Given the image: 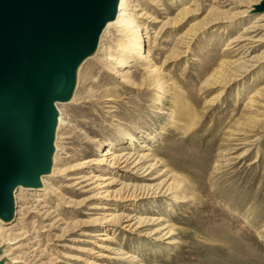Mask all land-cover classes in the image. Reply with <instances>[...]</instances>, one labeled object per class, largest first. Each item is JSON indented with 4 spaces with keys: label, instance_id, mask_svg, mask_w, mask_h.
I'll return each instance as SVG.
<instances>
[{
    "label": "rangeland",
    "instance_id": "374dc122",
    "mask_svg": "<svg viewBox=\"0 0 264 264\" xmlns=\"http://www.w3.org/2000/svg\"><path fill=\"white\" fill-rule=\"evenodd\" d=\"M138 1L155 18L144 47L152 50V64L166 75V93L154 85L152 64L135 62L116 73L99 55L88 59L79 71L75 100L58 105L68 124L57 133L60 151L55 157L58 153V166L66 171L99 157L110 142L116 150H126L134 137L135 146L144 151L152 147L163 161L153 175L163 170L158 182L169 180L173 190L91 210L101 200L78 204L92 193L65 188L68 177L59 174L53 184L56 197L42 216L33 208L30 191L20 195L28 212L24 228L7 241L10 264H131L133 255L143 264H264V56L246 69L221 64L240 57L228 44L258 17L260 13L249 12L260 0H249V8L241 6L242 0H234L240 5L236 8L214 2L199 5L197 0ZM188 6L191 11L181 19L180 11ZM242 9L248 12L232 16ZM167 18L177 24L164 27L154 39ZM106 33L101 43L117 55L123 38L114 27ZM262 40L253 56L262 54ZM128 69L130 76L123 78L120 72ZM176 86L197 112L196 126L187 134L169 125ZM108 97L115 98L114 108L105 103ZM86 170L98 171L95 166ZM79 171L77 167L67 173ZM61 193L73 202L58 199ZM48 212L53 213L49 218ZM131 212L163 218L161 223L174 229L172 239L154 237V223L128 228L125 222L97 219ZM107 227L112 230L105 240L101 232Z\"/></svg>",
    "mask_w": 264,
    "mask_h": 264
},
{
    "label": "water",
    "instance_id": "95a60500",
    "mask_svg": "<svg viewBox=\"0 0 264 264\" xmlns=\"http://www.w3.org/2000/svg\"><path fill=\"white\" fill-rule=\"evenodd\" d=\"M119 2L0 0V221L14 220L19 187L39 188L51 173L58 105L72 101ZM262 12L264 0L249 14Z\"/></svg>",
    "mask_w": 264,
    "mask_h": 264
},
{
    "label": "bare ground",
    "instance_id": "6f19581e",
    "mask_svg": "<svg viewBox=\"0 0 264 264\" xmlns=\"http://www.w3.org/2000/svg\"><path fill=\"white\" fill-rule=\"evenodd\" d=\"M197 1H199V5H201L200 3L207 5L210 2H214V3L224 4L225 6L233 5V7L235 8L240 6L237 4V2L235 3L234 0H197ZM134 2L135 3L133 4L132 0H120L116 18L113 22L107 25L106 30L104 31L103 34V36L105 34H108L106 32L110 28L114 27L116 28L117 33L123 38V41L118 45L117 55H112L110 52V48L102 45L103 42L102 43L100 42L99 49L96 52V54L93 56L96 57L99 55L100 56L99 61L100 62L105 61V64L109 65L107 67H110L111 70L116 73L121 71V69H124L122 67L131 65L132 63L135 62L142 61L148 64H152V58H151L152 50L148 48L146 49L144 47V37L147 38L146 42L148 46V42L150 41V37H151V35L149 34L150 33L149 26H151L150 22L155 21V18H153L152 15L145 10V8L141 7L142 4H139L138 0H134ZM242 5L249 8L253 5V3H250L249 0H242L241 6ZM196 10H198V8L193 9L192 12ZM190 11L191 8L189 6L182 8V10L180 11L181 14L180 18L181 19L186 18V16L189 14ZM246 12H248L247 9L237 10L235 13L232 14V16H239ZM172 24H177V23L176 21L173 23L172 20L167 18L163 22V25L159 29V31H156L154 33L153 38L155 39L164 27ZM261 31L263 33L260 34ZM109 37L111 38V36ZM262 39H264V12L260 13L258 17H256V19L249 26L245 27L240 35L231 39V41L229 42L228 46H232L231 49L238 51V54H241L240 57L237 59H229L227 61H224L223 63L221 62V64H223L224 66L240 65L243 68L245 67L244 69L253 67L254 63L258 62L261 59V57L264 56V50H262L261 55L257 54L258 56L256 55L253 56L251 53L254 47L256 46V44L260 42ZM152 66H154V68L153 70H151L150 73L155 74L156 76L155 77L156 84H154L155 87L157 88V90H161L162 94L166 93L167 90L164 88V84L167 81H163L164 76L166 77L165 73L161 71V68H158L153 64ZM130 74L131 73L129 69L120 72V75L123 78L124 77L128 78ZM175 93L176 95L171 101V109H170L171 111L168 114L170 118L169 125L171 128H174L179 133L187 134L190 131H192V129L196 126L197 112L195 110V107L190 101L183 99V94L181 90L178 88V86H176L175 88ZM252 97H255V95H253ZM75 98L76 95H74L72 102L75 100ZM114 99H115L114 97H108L106 99L105 103L109 105L110 109L115 107L116 102L114 101ZM65 124H68V122L66 118L63 116V114L60 112L57 133L59 129ZM134 141L135 138L131 137V142L129 143L131 146L128 147V149L126 150L124 149L120 151L116 150L113 142H110L107 145V148L103 151V153L99 157L91 158L86 161L84 160L82 164L74 167H70L66 171L64 169L62 170L59 168L58 165L60 163L61 158L57 153L56 157H54V164L51 173L42 177L41 187L39 188L19 187L16 190L15 192L16 215L14 220L8 223L0 221V248H3V253L1 255V258H8V255L10 254V251L6 252L5 250L10 234H14L24 228L23 227L24 224L23 221L25 220L24 215L25 212H28L27 211L28 205H27V201L24 200V198H22L23 196L21 197L20 195H22L23 191H30V193L32 194L31 196L34 197L33 201L35 203V207L33 206V208L37 209L39 215L42 216L47 212V210H49L48 205L49 203L52 202L53 197H56V189L54 188L53 184L56 182L55 176H59V174L66 173V176L68 177V179H66V184L64 185L65 188L71 190L80 189L82 190V192L92 193L90 197L84 198L82 201L78 202V204H82L85 201H89L94 198H99L101 200L100 203H96L93 206H91L90 207L91 210H108L110 205H112L109 203L111 201L114 202L133 201L136 200L137 198H143V197L145 198L152 196L153 194L161 190L166 192L173 190L172 183L171 182L169 183V180L165 179L158 182V178H161L164 174L163 170L157 171V173L153 175L154 173L153 171L157 170L158 167L163 165V161L157 158L158 156L157 157L154 156L155 154L151 152L153 151L152 150L153 148L148 146L145 149V151L140 150V148L135 146ZM56 151L57 152L60 151L59 145L57 144H56ZM92 166H95V168L98 171L86 172L87 171L86 168L90 169ZM77 167L81 168L82 171H79L77 173L73 172L74 174L67 173L73 171ZM121 176L130 177L132 178L131 180L134 179L140 182L120 183L119 177ZM117 185H120L121 187L117 189ZM18 197H21V199H19ZM59 197L61 198L58 199L63 200L64 203L67 205L73 202L72 199L67 201L69 197H67V195L64 196L63 193H61ZM18 199L20 200V202L22 200L24 201V202L22 201L23 203L20 206L18 205V201H19ZM113 205H117V204L115 203ZM41 211H43L42 214ZM52 214L53 213L48 212L47 218H49V216H51ZM97 219L98 220L100 219V221H103V223H111V224L118 223L119 221L121 223L125 222L126 224L125 226L128 228H132L136 224L137 226L135 228L143 226L147 223H154L156 224L155 225L156 227L152 230L151 234L157 239H161V240L172 239V235L174 234L173 233L174 229L171 227V225L161 223L163 221V218H148L145 216L133 214L131 212L129 214H124L122 216L116 213H111L109 215H103L100 218L98 217ZM110 230H112V228L108 229L107 227L103 230V232H101L102 236L107 237L105 240H108L110 238V237L108 238L109 234L107 233ZM33 255H31V257ZM130 257H131V264H143L139 257L134 255ZM8 260L9 262H7L6 264L12 263L11 259L8 258Z\"/></svg>",
    "mask_w": 264,
    "mask_h": 264
}]
</instances>
